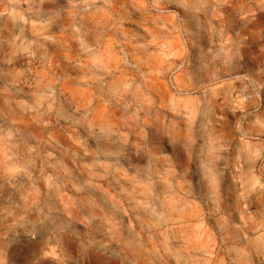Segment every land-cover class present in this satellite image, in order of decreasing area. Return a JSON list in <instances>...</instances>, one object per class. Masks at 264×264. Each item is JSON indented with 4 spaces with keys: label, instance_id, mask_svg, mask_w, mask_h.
I'll use <instances>...</instances> for the list:
<instances>
[{
    "label": "rangeland",
    "instance_id": "1",
    "mask_svg": "<svg viewBox=\"0 0 264 264\" xmlns=\"http://www.w3.org/2000/svg\"><path fill=\"white\" fill-rule=\"evenodd\" d=\"M32 5L0 20V264H264V0Z\"/></svg>",
    "mask_w": 264,
    "mask_h": 264
},
{
    "label": "crops",
    "instance_id": "2",
    "mask_svg": "<svg viewBox=\"0 0 264 264\" xmlns=\"http://www.w3.org/2000/svg\"><path fill=\"white\" fill-rule=\"evenodd\" d=\"M43 1V0H42ZM34 0H0V20L2 19H9L14 21H21L23 19H29L26 16L27 11L32 10L35 11L34 6L32 5ZM38 19V23L42 25L44 28L46 23H50V17L45 15V7L41 8L38 15L36 16ZM84 23H91L90 19H85ZM9 22H5L8 24ZM4 29V24L2 25ZM2 32V27L0 26V33ZM71 33V32H70ZM16 34V33H14ZM88 46V45H87Z\"/></svg>",
    "mask_w": 264,
    "mask_h": 264
}]
</instances>
